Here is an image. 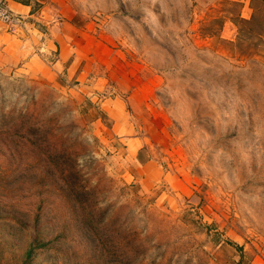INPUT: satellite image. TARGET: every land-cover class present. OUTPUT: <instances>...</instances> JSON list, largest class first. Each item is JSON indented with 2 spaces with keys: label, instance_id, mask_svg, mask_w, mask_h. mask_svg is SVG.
<instances>
[{
  "label": "rangeland",
  "instance_id": "obj_1",
  "mask_svg": "<svg viewBox=\"0 0 264 264\" xmlns=\"http://www.w3.org/2000/svg\"><path fill=\"white\" fill-rule=\"evenodd\" d=\"M70 4L99 86L0 64V264H264V0ZM118 90L164 181L106 132Z\"/></svg>",
  "mask_w": 264,
  "mask_h": 264
},
{
  "label": "crops",
  "instance_id": "obj_2",
  "mask_svg": "<svg viewBox=\"0 0 264 264\" xmlns=\"http://www.w3.org/2000/svg\"><path fill=\"white\" fill-rule=\"evenodd\" d=\"M8 4L16 13L25 15L27 20L17 34L10 33L0 22V64L30 74L37 73L40 64L48 66L50 72L62 71L68 80L74 79L87 90L99 86L97 80L93 84L91 79H96L94 71L86 68L88 61L85 58H94L96 43L74 23L70 0H8ZM96 47L100 51L102 43H97ZM104 102L103 114L110 122L106 132L122 144L123 153H128L126 159L133 164L134 173L146 181H164L167 170L159 160L153 155L140 159L148 143L146 137L137 131L131 115L134 108H128L127 97L118 90L107 96ZM129 154H133V158Z\"/></svg>",
  "mask_w": 264,
  "mask_h": 264
},
{
  "label": "built area",
  "instance_id": "obj_3",
  "mask_svg": "<svg viewBox=\"0 0 264 264\" xmlns=\"http://www.w3.org/2000/svg\"><path fill=\"white\" fill-rule=\"evenodd\" d=\"M26 20L25 15L16 13L10 8L8 0H0V22L7 27L10 33H19Z\"/></svg>",
  "mask_w": 264,
  "mask_h": 264
}]
</instances>
